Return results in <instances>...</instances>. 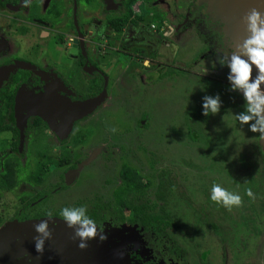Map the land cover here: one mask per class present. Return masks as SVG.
Listing matches in <instances>:
<instances>
[{"label": "rangeland", "instance_id": "rangeland-1", "mask_svg": "<svg viewBox=\"0 0 264 264\" xmlns=\"http://www.w3.org/2000/svg\"><path fill=\"white\" fill-rule=\"evenodd\" d=\"M80 1L78 0L80 5L85 6L83 0ZM119 1L91 0L90 4L92 7L104 4L102 6L105 12L114 8L115 13H118ZM176 1L181 11L186 10L190 3L197 7L192 12V15L197 17L194 16L195 18L191 19L193 20L191 29L185 24L184 27H187L185 30H182L179 35L175 33L178 30L176 25L179 24V18L183 17L185 12L180 14V17L177 16L175 21L168 16L171 24L175 25L173 32L177 35L176 42L167 40L168 37L164 38V41L151 39L154 42L151 60L144 59L142 62V59L137 57L144 58L150 52L146 49V45H142L146 44V41L140 40L138 35L134 37L131 34L128 38L125 25L122 35L127 41L120 40L122 43L113 44L109 51L104 50L105 57H97L102 65L113 69L111 73H107L109 88L102 102L100 101L88 111L70 110L67 120L59 115L58 118L61 119L58 123L51 122L48 130L39 134L32 148L42 147L47 151L45 160L44 158L29 160V168L32 169L31 174L34 175L35 180L29 185L30 195L33 197L29 200L28 206L32 207V213L39 211L41 216L34 221L16 220L15 213L21 209L18 193L25 186L23 183L13 192H2L0 216L2 221H5L0 224V264H18V261L23 264H98L99 259L105 257V253H110L109 257L110 259L113 257L115 264H151L153 262V264H261L260 254L264 248V146L257 133L250 132L247 125L240 127L235 120L233 113L240 112L244 107L242 97L238 92L228 90L227 68L215 64L221 48L227 49L228 52L236 50L235 45L242 41V33L237 30V26L232 23L227 13L215 9L211 0ZM165 2L163 7L170 13L173 5L170 0ZM204 5L207 9L203 8L202 12H199V7ZM58 7L61 9L64 5L60 3ZM199 13L203 16L202 19L198 18ZM156 16L153 19L156 25H159L160 20ZM105 24L104 30H107L108 24L106 22ZM120 34L121 32L118 35L114 33V36ZM175 34L171 36L174 37ZM63 36L65 49L46 43L50 59L55 57L60 63L67 61L71 47V34L68 32ZM21 50L29 55H31L30 52H36V49H28L27 43L22 45ZM16 54L14 53L15 56ZM18 54L21 55V53ZM46 61H48L47 58ZM205 68L206 75H204ZM61 70L68 72L69 68L61 66ZM141 74L145 75V78L150 77L151 80L144 86L138 83L140 78L142 82V77H136ZM216 94L222 102L220 110L215 115L209 116L208 125L205 128L211 136V142L207 146H199L196 150L203 153L199 154L194 152L195 146L189 147L184 143L185 128L181 120L178 117L175 119L181 124L176 123L177 131L171 127L175 123L167 118V113L180 111L181 115L182 109L201 103L202 96ZM102 104L109 105L107 108L110 107L107 121L95 122L97 118L92 119L91 115L95 114L94 112ZM35 114L37 113L33 112L30 116L35 117L33 116ZM141 116L144 117L138 128ZM14 117L9 111L7 121L4 120V122L13 123ZM81 120L90 121L94 131L91 130L92 133L88 135L86 143H80L76 148L73 141L76 126L73 122ZM26 121L27 117L23 122ZM90 126L87 127L90 128ZM19 138L20 146H23L25 137L21 131ZM11 140L9 131L4 130L0 134V151L3 149L7 151L9 147H5L4 144ZM107 151H113L117 157L112 159L106 168V175L115 179L114 184H109L105 178L99 177L97 171L101 156ZM14 152L21 155V151L17 148ZM242 152L247 159H250L247 169L256 167L252 170L262 173L260 177L263 179L258 191L249 188L238 167L231 169V166H225L227 163L224 164L222 160L224 157L230 159V164L234 163L238 160L237 155ZM54 153L69 155L70 162L76 164L71 183L69 182L68 187L59 192L55 189L59 184L62 185L67 167L56 166ZM41 163H44L46 168L42 176L36 178V172ZM121 163L136 168L141 181L148 182L139 195L148 203L156 201L153 193L157 183V173L167 170L169 177L174 180L177 192L184 193L187 197L186 202L192 203L197 211L211 215L217 224H220V233L226 235L229 242H221L218 234L209 231L198 230L193 236L194 239L190 240L189 235L192 233L184 235L176 229H168L159 244V250L153 251L142 240V232L137 227V223L129 222L130 209L125 205L121 207L124 216L121 224L119 220H116V215L110 214L109 209L103 212V220L97 222L104 225V235L108 234L105 235L106 239L98 241L93 238L83 250L79 249L76 246L77 241L71 238L72 229L67 228L60 218L52 216L48 222L51 238L45 240L43 253H36L33 248V237L36 235L33 226L40 219L47 218L44 213L64 206L84 204L88 207L95 198L101 202L112 200L113 189L119 182L116 174ZM48 165L54 166L50 168ZM230 174L234 176L233 180L230 179ZM213 183L239 193L242 199L241 205L231 210H226L223 206L211 208L208 205L210 200L205 194L209 195ZM246 189L252 191L251 198L245 196ZM123 197L127 199L129 194ZM175 200L181 205L183 222H187L186 228H190L192 210L184 207L185 201L177 200V198ZM115 203L113 202L112 205ZM156 203L160 204V201ZM121 237H124L125 241L112 240ZM15 239L16 242L13 241ZM48 240L54 246H48ZM172 243L177 245L183 253L177 257L170 254L162 255V248ZM195 243H198V250ZM111 249L115 251L117 249L119 255L117 256L115 252L111 253ZM198 252L204 253L202 260H199ZM113 254H116V257ZM103 261L105 262V258Z\"/></svg>", "mask_w": 264, "mask_h": 264}, {"label": "flooded vegetation", "instance_id": "flooded-vegetation-1", "mask_svg": "<svg viewBox=\"0 0 264 264\" xmlns=\"http://www.w3.org/2000/svg\"><path fill=\"white\" fill-rule=\"evenodd\" d=\"M90 1L91 0H83L85 6H81L78 0H30L27 6H23L21 0H0V93L3 89L5 91H12L11 97L9 98L7 105H5L7 110L4 113V120L7 121V114H9V111L12 112L13 117L15 116L13 123H6H10L9 126L11 128L9 127L10 129L7 128L0 131V134L4 132V130L7 132L9 131L12 136V140L9 143L4 144L5 147H9L8 150L4 151L3 149L0 151V159L1 163L3 159H16L19 162L20 167L24 168V173L29 175V178H32L30 175L32 169L29 168V160L31 158L40 160L39 157L36 156V152L38 149L44 151L42 147L32 148L33 143L38 140L39 134L46 132L51 122L52 124L53 122L58 123L61 119L58 118L59 115L64 117V120H67L69 116L68 114L70 113L69 111L73 110V106H76L78 102H83V100L89 98H92L91 100L99 98L95 103L96 105L100 101L102 102L106 96L107 88H109V76L107 73H111L113 69L105 67L99 62L100 59H97V57L105 56L104 54L99 55L96 53L98 47L105 48L109 51L111 49L110 46L117 44V42L120 43V40L126 42V38L122 35L123 28L126 25L128 38L131 37V34L134 37L135 35H138L140 36V40L146 41V44L142 45H146V49L150 50V52L144 59L151 60L152 52H154L152 49L154 42L151 39L164 41V38L168 37L167 40L176 42V34L179 35L182 30L187 28L184 27L185 24L190 26L189 28L191 29L193 21L191 19L197 17V15H192V12H194L197 7L191 3L188 4V8H186V10L188 9V12H186L185 9L182 11L180 10L181 7L179 6L178 1L170 0L173 8L172 11L168 13L163 7L166 0H135L134 3L138 1L137 11L133 12L140 14L144 13L142 15V20L137 22L136 25L131 22L124 23L120 28L121 34L119 36H114L115 32L113 31L109 19L114 18L124 10V7L122 6L123 0H120L118 3V13H115L114 8L105 12L104 7L102 6L104 4L92 7ZM80 2H82V0ZM60 3L64 5L61 9L58 7ZM203 8L207 9L206 5H204V7H199V12H202L201 9ZM182 13H184V15L183 17H180V14ZM200 15L201 13H199L198 18L202 19L203 16ZM155 16L160 20L159 25H156V21L153 19ZM168 16H170L172 21H175L177 16L180 17L179 24L176 25V28H178V30L176 29V34L173 32V30H175V25L171 24ZM105 22L108 24L107 30H104V25L106 27ZM151 24L154 25V28L151 27ZM136 26H138V29L137 32L134 33L133 28ZM68 32L71 34V44L72 40L76 39L74 51L69 52V49L67 61L64 63H60L55 57L54 59H50L49 53L46 49V43H52L53 46L58 45L65 49L63 35ZM115 34L118 35L117 33ZM172 34H175L174 37L171 36ZM53 35L55 36L54 38ZM96 37L98 38L95 40ZM80 40L82 41L81 45ZM24 43L28 44V49H36V52H30L31 55L24 53V51L21 50ZM55 49L57 48L55 47ZM80 49L82 53L80 52ZM14 53H17L16 56ZM18 53H21V55ZM46 58L48 61H46ZM48 63L51 64V66ZM61 66H67L69 71L63 72ZM113 74H115V72ZM119 76L121 75L119 74ZM140 76L142 77V82ZM136 77L140 78L138 83L142 86L151 81L150 77L145 78V75L142 74L136 75ZM84 86L86 88H83ZM18 89L22 90V92L19 94L18 103L16 104V94ZM0 104H2V102H0ZM38 105L44 106L45 109H42V111L39 110L37 108ZM108 106L109 105L104 104L100 105L99 109L94 112L95 114L91 115V118L93 119L96 117L97 119L95 122H97V120L103 122L107 121L108 110L110 108H107ZM33 112L37 113L33 115L35 117L30 116ZM38 112H40L41 115H38ZM26 117L27 121L23 122ZM46 119L50 120L46 122ZM20 122L23 123L20 124ZM73 124L76 126V129L74 128L76 133L73 141L75 147L78 148L80 143L84 144L87 142L88 135L94 130L90 126L92 123L88 120L74 121ZM19 126H21V128H19ZM87 126H90V128ZM19 130L25 137L23 146H20ZM28 137L32 139L30 147L28 145ZM16 148L21 151V155H17V153L14 152V149ZM55 155H60L63 160H66V158L68 160L67 164L62 166L56 165L58 167H67L62 185L59 184L57 189H55V191L59 192L68 187L67 185L70 182L72 175L75 173L76 164L70 162L69 155L54 153L53 158ZM112 159H117L113 151H107L102 154L101 162L99 163L100 167L97 169L99 177L105 178L109 184L115 183V179L106 175V168ZM26 163L27 166H25ZM121 164L119 165V169ZM119 169L116 174L117 179L119 180L116 187L121 183ZM21 183L25 186H23L18 193V201L21 204V209L15 213L16 220L34 221L40 217L41 214L39 211L32 213V207L28 206L29 200H32L33 197L30 195L29 185L33 182H31L30 179H19L13 190L21 185ZM116 187H114L113 191ZM13 190L6 192H13ZM52 191H54V189ZM2 192L3 191H1V194ZM112 196L113 199H115L113 192ZM113 199L101 202L99 199L95 198L90 206L87 207L88 215L92 214L90 209L93 208L94 203L98 200V206H101V208L95 210V215L97 216L92 219L95 221H102L103 212L109 209L110 214L116 215V220H119V224L123 223L124 216L121 211V207L123 206L119 209H114L112 203L115 201H113ZM59 209L50 212H52L54 217L59 218ZM129 220L131 223H137V227L140 229V232H142V240L147 246L153 251L159 250V244L163 237L158 239L152 230L144 229L138 221L132 219L131 214ZM4 221L5 220L2 221L0 216V224ZM105 235L108 234L106 233ZM112 240L115 242H122L125 241V238L121 237L120 239L117 238ZM119 245L121 247V243ZM168 246L177 247L174 243L164 246L162 248V255L170 254L177 257V255L183 253V251L177 247L179 253L176 254L173 250H169ZM111 250V253L115 252L118 256L121 248L118 249L119 251L117 249L116 251L114 249ZM116 254H113V256L116 257ZM109 255L110 253H105V257H101L98 264H115L113 257L110 259ZM103 258H105V262L103 261ZM198 258L200 260L199 256ZM15 260L17 261L18 258ZM17 263L23 264L20 261Z\"/></svg>", "mask_w": 264, "mask_h": 264}, {"label": "trees", "instance_id": "trees-1", "mask_svg": "<svg viewBox=\"0 0 264 264\" xmlns=\"http://www.w3.org/2000/svg\"><path fill=\"white\" fill-rule=\"evenodd\" d=\"M135 2V0H123L122 6L124 7L117 16H115L110 20L113 31L117 34L120 33V28L124 23H133L137 24V22L141 21L144 13H134L131 9V5ZM153 21V20H151ZM154 22V21H153ZM146 57V56H145ZM144 57V58H145ZM141 56H138L137 59H144ZM165 73V72H164ZM163 76L162 74H160ZM23 79V78H22ZM160 79V77H159ZM18 82V81H17ZM205 88V87H203ZM12 91H5L4 89L0 93V131L3 129H10L9 124L4 122V113L6 112V106L9 98L11 97ZM200 104H195L191 107L182 109V114L180 115V111H175L174 113H167V118L173 123L174 126H171L173 129H176V125L180 124V122L175 121L176 117L181 120L182 125L185 128V144L189 147L195 146L194 152L199 154H203L201 151L196 149L199 146H207L211 142L210 134L205 131L206 126L208 125L209 116L204 117L201 115ZM242 111V110H241ZM174 115V116H171ZM144 116L139 118L138 126L140 127ZM178 123V124H176ZM181 125V124H180ZM10 127V128H9ZM177 130V129H176ZM178 131V130H177ZM176 133V131H175ZM32 139L28 137V145L31 146ZM36 156L39 159L45 160L46 151H42L40 149L37 150ZM238 160L234 163L231 162L230 159L222 158L225 166H231L232 168H237L241 172L242 177L245 182L248 184L249 188L252 190H259L261 186L260 175H262L259 171H254L252 169H256V167H252L247 169V165H250V159H247L244 152L237 155ZM54 159L56 160V165L62 166L68 163V160H63L62 156L55 155ZM139 162V160H138ZM27 166V163L26 165ZM45 164H40L39 170L36 172V178L41 177L44 173L46 167ZM50 168L54 165H48ZM24 168L20 167L19 162L16 159H3L2 163H0V194L1 191H10L17 185L18 180L21 179H30L31 182H34V175L30 174L32 178H29L27 173H24ZM119 177L121 179L120 185H118L113 191L116 202L113 205L114 209H119L121 206L127 205L130 209V214L133 220L138 221L144 229H150L155 234L158 239H161L168 229H176L181 231L184 235L192 233L189 235L190 240L194 239V234L198 232V230L209 231L214 234L219 235V240L223 243L229 242V239L226 235H222L220 233V224H217L216 220H214L211 215H208L204 212H199L195 209L194 205L187 201V197L184 193L176 190L174 180L169 177V173L167 170H161L157 173V183L155 185L154 197L156 201H160V204H157L156 201L147 202L142 200L139 195L144 191V188L148 185L147 181H141L138 176V170L126 163L121 164L119 169ZM230 179H234V176L229 175ZM2 189V190H1ZM129 194V197L125 199L123 196L125 194ZM208 199V194H205ZM246 196V195H245ZM185 201V208H189L192 210V226L190 228L187 227V222H183V213L180 208L181 205L177 203L175 200ZM175 200V201H173ZM208 202V201H207ZM208 205L211 208H220V205L215 204L214 202H208ZM101 206H98V200L94 203L93 208L90 209L89 216L94 218L95 210H98ZM198 250V243H195ZM169 247V246H168ZM223 248V247H222ZM169 250H173L176 254L179 253V250L176 246L169 247ZM198 256H204V253H197ZM225 254V253H224ZM226 259V258H225ZM261 264H264V248L260 254Z\"/></svg>", "mask_w": 264, "mask_h": 264}, {"label": "clouds", "instance_id": "clouds-1", "mask_svg": "<svg viewBox=\"0 0 264 264\" xmlns=\"http://www.w3.org/2000/svg\"><path fill=\"white\" fill-rule=\"evenodd\" d=\"M30 0H21L27 6ZM245 23L247 36L235 45V51L228 52L221 48L215 64L227 68L226 81L229 91L238 92L243 100V110L233 113L240 127L248 126V130L257 133L260 141H264V12L251 8L242 18ZM96 52L104 54L105 48L98 47ZM254 73V75H253ZM207 69H204V75ZM218 94L204 95L201 97V115L208 117L215 115L221 106ZM245 195L252 197L250 189L245 190ZM208 199L226 210L239 207L242 199L239 193L232 192L218 183H213L209 190ZM46 219H40L34 224L33 248L38 254L44 251V242L51 238L48 222L52 219V212H45ZM59 218L65 226L72 229V239L77 241L81 250L88 246L93 238L98 241L106 239L104 225L98 223L88 215L87 205L64 206L59 209Z\"/></svg>", "mask_w": 264, "mask_h": 264}, {"label": "water", "instance_id": "water-1", "mask_svg": "<svg viewBox=\"0 0 264 264\" xmlns=\"http://www.w3.org/2000/svg\"><path fill=\"white\" fill-rule=\"evenodd\" d=\"M215 9L222 11L223 13H227L229 19L237 26V30L242 33V40L247 36L246 30H245V23L243 21L244 15L251 9L256 8L258 11L264 12V0H211ZM221 15V14H220ZM226 16V18L228 19ZM227 19H225L227 21ZM76 39L72 40V44L70 47L69 52L74 51ZM82 44V41L80 40V45ZM11 69V67H10ZM254 75V74H253ZM22 90L18 89L16 94V104L18 103L19 94H21ZM99 100V98H95L93 100H85L84 102H78L76 106H73L74 111H88L90 110L95 103ZM37 108L42 111V109H45L44 106L38 105ZM41 115L40 112H38V115ZM49 121L50 119H46ZM23 122H20L22 124ZM264 146V141H262ZM16 242V239L13 240ZM53 244L48 240V246H52ZM54 246V245H53ZM15 255H21L16 254ZM47 256V255H46ZM57 257V256H56Z\"/></svg>", "mask_w": 264, "mask_h": 264}, {"label": "built area", "instance_id": "built-area-1", "mask_svg": "<svg viewBox=\"0 0 264 264\" xmlns=\"http://www.w3.org/2000/svg\"><path fill=\"white\" fill-rule=\"evenodd\" d=\"M135 4V3H134ZM131 9L133 10V11H137V3L135 4V5H131ZM151 27L152 28H154V25L153 24H151Z\"/></svg>", "mask_w": 264, "mask_h": 264}, {"label": "crops", "instance_id": "crops-1", "mask_svg": "<svg viewBox=\"0 0 264 264\" xmlns=\"http://www.w3.org/2000/svg\"><path fill=\"white\" fill-rule=\"evenodd\" d=\"M137 29H138V26H136L135 28H133L134 33L137 32ZM97 38H98V37H96L95 40H96ZM110 47H112V46H110Z\"/></svg>", "mask_w": 264, "mask_h": 264}]
</instances>
